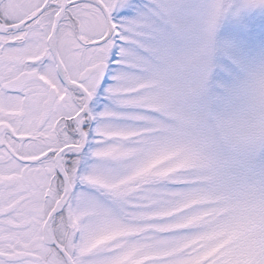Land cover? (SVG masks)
Wrapping results in <instances>:
<instances>
[{
  "label": "snow or ice",
  "instance_id": "6c2138e0",
  "mask_svg": "<svg viewBox=\"0 0 264 264\" xmlns=\"http://www.w3.org/2000/svg\"><path fill=\"white\" fill-rule=\"evenodd\" d=\"M264 0H0V264H264Z\"/></svg>",
  "mask_w": 264,
  "mask_h": 264
},
{
  "label": "rangeland",
  "instance_id": "374dc122",
  "mask_svg": "<svg viewBox=\"0 0 264 264\" xmlns=\"http://www.w3.org/2000/svg\"><path fill=\"white\" fill-rule=\"evenodd\" d=\"M234 9L235 4L233 5V9L230 10L229 14L221 23L218 32L219 37L226 38L244 24L249 23L255 25L259 30H264V10L255 9L250 12H242L239 18H234L231 14Z\"/></svg>",
  "mask_w": 264,
  "mask_h": 264
}]
</instances>
